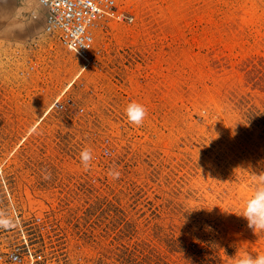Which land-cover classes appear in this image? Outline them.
Listing matches in <instances>:
<instances>
[{
	"label": "rangeland",
	"instance_id": "obj_1",
	"mask_svg": "<svg viewBox=\"0 0 264 264\" xmlns=\"http://www.w3.org/2000/svg\"><path fill=\"white\" fill-rule=\"evenodd\" d=\"M119 3L132 22L96 27L85 62L36 0H0V251L39 218L49 264L264 255L243 217L264 189V0Z\"/></svg>",
	"mask_w": 264,
	"mask_h": 264
},
{
	"label": "built area",
	"instance_id": "obj_2",
	"mask_svg": "<svg viewBox=\"0 0 264 264\" xmlns=\"http://www.w3.org/2000/svg\"><path fill=\"white\" fill-rule=\"evenodd\" d=\"M45 11L43 30L60 45L88 62L93 53V30L110 23H131L132 15L119 0H36ZM61 107V106H60ZM20 226L19 240L0 251V264H49L51 254L40 244L44 220L34 218ZM28 229V230H27Z\"/></svg>",
	"mask_w": 264,
	"mask_h": 264
},
{
	"label": "clouds",
	"instance_id": "obj_3",
	"mask_svg": "<svg viewBox=\"0 0 264 264\" xmlns=\"http://www.w3.org/2000/svg\"><path fill=\"white\" fill-rule=\"evenodd\" d=\"M129 120L139 125L146 115V109L139 104H130L126 109ZM243 217L247 219L249 227L264 230V189L259 190L254 198L250 199L243 212ZM236 264H264V255L252 257L245 255L236 261Z\"/></svg>",
	"mask_w": 264,
	"mask_h": 264
}]
</instances>
